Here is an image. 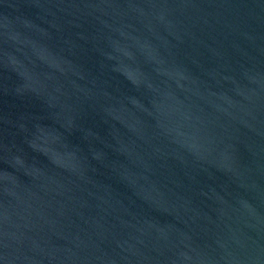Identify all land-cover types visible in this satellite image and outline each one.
<instances>
[{"label":"water","instance_id":"water-1","mask_svg":"<svg viewBox=\"0 0 264 264\" xmlns=\"http://www.w3.org/2000/svg\"><path fill=\"white\" fill-rule=\"evenodd\" d=\"M0 264H264V0H0Z\"/></svg>","mask_w":264,"mask_h":264}]
</instances>
